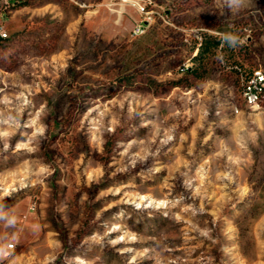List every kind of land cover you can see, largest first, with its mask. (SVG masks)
Masks as SVG:
<instances>
[{"label": "rangeland", "instance_id": "374dc122", "mask_svg": "<svg viewBox=\"0 0 264 264\" xmlns=\"http://www.w3.org/2000/svg\"><path fill=\"white\" fill-rule=\"evenodd\" d=\"M8 17L0 264H264V97L240 83L264 73V0Z\"/></svg>", "mask_w": 264, "mask_h": 264}, {"label": "built area", "instance_id": "2783aa9c", "mask_svg": "<svg viewBox=\"0 0 264 264\" xmlns=\"http://www.w3.org/2000/svg\"><path fill=\"white\" fill-rule=\"evenodd\" d=\"M26 0H0V40L1 33H9L7 28L8 13L4 12V4H12L13 9L17 10L18 6L23 4ZM145 9V7H140ZM140 31V25H137L134 29V33L137 34ZM240 83L242 88V97L247 106L251 107V102H260L264 97V90H259V83H264L258 74V71L254 69L249 73H240Z\"/></svg>", "mask_w": 264, "mask_h": 264}, {"label": "bare ground", "instance_id": "6f19581e", "mask_svg": "<svg viewBox=\"0 0 264 264\" xmlns=\"http://www.w3.org/2000/svg\"><path fill=\"white\" fill-rule=\"evenodd\" d=\"M13 7L12 4H4V12L8 13L9 9ZM10 36L9 33H1V39H6ZM260 79L264 81V73L260 70L258 71ZM259 90H264V83H259ZM258 102H251V106L256 105Z\"/></svg>", "mask_w": 264, "mask_h": 264}, {"label": "clouds", "instance_id": "9594fccd", "mask_svg": "<svg viewBox=\"0 0 264 264\" xmlns=\"http://www.w3.org/2000/svg\"><path fill=\"white\" fill-rule=\"evenodd\" d=\"M229 2L231 4H237V5H239V4H241L243 2V0H229ZM241 43H243V40L241 41Z\"/></svg>", "mask_w": 264, "mask_h": 264}, {"label": "trees", "instance_id": "16d2710c", "mask_svg": "<svg viewBox=\"0 0 264 264\" xmlns=\"http://www.w3.org/2000/svg\"><path fill=\"white\" fill-rule=\"evenodd\" d=\"M9 37H10V36H9ZM9 37H8V38H9ZM8 38H6V39H1L0 41H4V40H7Z\"/></svg>", "mask_w": 264, "mask_h": 264}]
</instances>
